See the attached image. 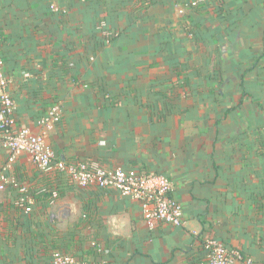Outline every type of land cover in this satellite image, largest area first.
I'll return each mask as SVG.
<instances>
[{"label": "crops", "instance_id": "obj_1", "mask_svg": "<svg viewBox=\"0 0 264 264\" xmlns=\"http://www.w3.org/2000/svg\"><path fill=\"white\" fill-rule=\"evenodd\" d=\"M184 1L0 0L15 126L56 159L167 176L186 220L150 230L139 201L0 150V264H201L208 238L264 264V0Z\"/></svg>", "mask_w": 264, "mask_h": 264}, {"label": "built area", "instance_id": "obj_2", "mask_svg": "<svg viewBox=\"0 0 264 264\" xmlns=\"http://www.w3.org/2000/svg\"><path fill=\"white\" fill-rule=\"evenodd\" d=\"M201 0H188L180 5L179 14L184 15L189 7L200 4ZM111 37V34H106ZM9 78L4 70V59L0 56V150L10 154V162L23 153L29 154L35 167L42 173L57 171L65 174L71 183L87 189L98 187L103 190H117L122 195L141 203L143 217L150 230L160 225L184 227L186 220L183 206L171 196L172 182L162 174L146 173L138 169L104 168L89 161L58 160L47 141L45 133H34L26 127L14 124L15 102L8 91ZM62 121V105L55 104L48 114L37 123L41 128H53ZM21 194L20 205L31 212L29 189L12 182ZM52 197L57 199L58 192ZM204 258L201 264H253L239 249H230L221 242L208 238L203 243ZM51 264H112L84 262L71 254L54 252Z\"/></svg>", "mask_w": 264, "mask_h": 264}, {"label": "trees", "instance_id": "obj_3", "mask_svg": "<svg viewBox=\"0 0 264 264\" xmlns=\"http://www.w3.org/2000/svg\"><path fill=\"white\" fill-rule=\"evenodd\" d=\"M186 1H188V0H186ZM186 1H184L183 3H182V5H185V3H186ZM199 5H197V6H194V7H189V9H187L186 10V12L188 11V10H195L197 7H198ZM186 14V13H185ZM184 14V15H185ZM187 30H188V35L191 37V39L192 40H197V38H196V35H195V33H194V30L192 29V27L190 26V25H188V28H187ZM58 160H61V159H58ZM65 161H67V160H65ZM58 173H60V172H58ZM146 173H148V172H146ZM60 174H63V173H60ZM245 255V254H244ZM204 258V257H203ZM194 264V263H193Z\"/></svg>", "mask_w": 264, "mask_h": 264}, {"label": "rangeland", "instance_id": "obj_4", "mask_svg": "<svg viewBox=\"0 0 264 264\" xmlns=\"http://www.w3.org/2000/svg\"><path fill=\"white\" fill-rule=\"evenodd\" d=\"M181 17H183V16H181Z\"/></svg>", "mask_w": 264, "mask_h": 264}]
</instances>
